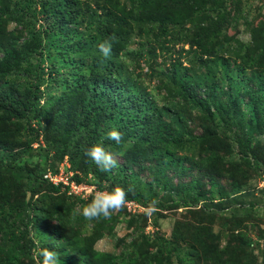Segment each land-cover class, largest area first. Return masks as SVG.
<instances>
[{
    "label": "trees",
    "instance_id": "obj_1",
    "mask_svg": "<svg viewBox=\"0 0 264 264\" xmlns=\"http://www.w3.org/2000/svg\"><path fill=\"white\" fill-rule=\"evenodd\" d=\"M239 6L242 0H0V180L22 188L20 199L7 202L1 194L0 264L32 260L28 226L38 250L56 251L61 264H223L234 255L235 240L225 238L219 247L221 235L210 229L215 217L231 220L246 248L240 225L264 220V187H246L249 172L264 174V17L254 23ZM238 25L247 41L237 37ZM131 36L149 69L150 56L166 53V45L191 51L186 66L170 60L160 88L169 100L161 106L122 62ZM105 41L107 58L98 49ZM217 78L226 81L223 102ZM187 111L198 114V134L182 123ZM113 128L122 133L120 143L106 137ZM96 144L117 158V168L102 172L85 155ZM61 168L76 185L119 186L142 208L157 201L153 226L162 212L180 209L189 217L175 222L169 240L145 235L139 222L146 213L127 211L129 240H117V256L98 253L93 245L101 228L126 209L90 225L94 220L80 208L92 194L84 201L43 178ZM141 170L151 179L142 181ZM173 177L180 178L177 185ZM40 185L50 193L32 199ZM179 242L191 246L182 250Z\"/></svg>",
    "mask_w": 264,
    "mask_h": 264
},
{
    "label": "rangeland",
    "instance_id": "obj_2",
    "mask_svg": "<svg viewBox=\"0 0 264 264\" xmlns=\"http://www.w3.org/2000/svg\"><path fill=\"white\" fill-rule=\"evenodd\" d=\"M237 12H241L245 15V17L248 20H254V23L260 20L264 17V0H242V6H239L237 9ZM241 22V21H240ZM15 26L13 23H9L7 26V30L10 31ZM243 25H238L236 27V30H238L237 37L241 41H247L248 40V34L246 32L242 31ZM233 31H228V35L232 34ZM169 40V36L166 38ZM167 48L166 53H160L159 49L156 50V56L155 53L153 56H150V61L148 62L151 65V68L153 69V73L151 72V68L149 69L145 58L141 56V44L135 39L134 36H131L129 40L127 41L126 50L122 53V62L129 68H134V72L131 73L129 76H132L134 78V81H136V84L140 87H143L146 89L148 95L151 97V100L153 103H155L158 106H161L163 103H167L169 98L165 95L164 91L160 89L162 87L161 84L165 83V73L166 75L169 74V70L171 66H169L170 60H176L182 66H186L189 64L188 60L191 59V51H186L187 46L184 45L182 47H179L178 45H166ZM211 47V45H209ZM148 47L145 43V45L142 48V54L147 53ZM127 53V54H126ZM126 56L124 57V55ZM130 72V70H128ZM157 73V74H155ZM217 82H219L220 90L217 89L218 92L221 91V94L218 96V100H221L222 102L225 100V95L222 93L226 86V81L224 79H216ZM249 85H252L249 83ZM241 109L242 111H245L246 106L245 103H241ZM183 116V125L187 127L189 130H191L194 134L199 133V121H198V114L196 111H187L182 114ZM121 161V160H120ZM62 167L66 168L67 164L65 160L61 163ZM31 169V167H27ZM62 171V169H60ZM60 171V172H61ZM63 172V171H62ZM139 177L142 181L150 180V176L146 171H138ZM169 175V174H167ZM90 176L88 177V179ZM180 178L173 177L171 178L172 185H177ZM217 182L220 183L225 188L228 187V180L224 177H217ZM198 180V179H197ZM182 183H187L189 181V178L183 177L180 180ZM237 181L238 177H237ZM198 183H200V180H198ZM247 186L250 189H261L264 187V174L261 178H258L257 176L252 175L251 172L248 173V180H247ZM4 182L0 180V201L4 198V195H1L4 191L7 195L6 200L9 202L10 200H16L21 198V192L22 188L17 186H6L4 187ZM6 185V184H5ZM198 188L201 187V185L197 186ZM204 187V185H203ZM208 186H205L204 188H207ZM81 191V190H80ZM79 191V192H80ZM159 193H161V190H158ZM47 193H50V188L40 185L37 187V190L35 193H32L33 196L32 199H37L41 195H45ZM92 194V195H91ZM79 195L81 198H84V201H87L89 199V195H94V188L90 187L88 185H84L82 191ZM127 205V206H126ZM125 205L124 213L121 211L120 214H117L118 212H114L113 214H117V220L114 221L112 224H107L105 227H102V237H100L93 245V248L98 253H111L113 255L119 254V247L117 246L116 242L117 240L124 239V241H128L130 238V232L133 230L132 227H128L125 221L132 214L138 215L145 213L144 209L140 207L139 205H135L134 203L127 202ZM129 211V215L127 213ZM180 209H177L176 212H162L161 217L157 219L156 226L152 225L153 222V213L152 214H146L145 215V223L142 225L141 222H139L140 226H143V233L145 235H152L153 233H158V235L169 239L171 238L170 233L172 232L175 222L180 220H185V218L189 217L188 215H180L179 214ZM78 217V212H77ZM94 221H90V225L94 223ZM231 220L215 217L213 219V222L210 225L211 232L213 234L218 233L220 236L218 245L220 248L224 246L226 243L225 238L228 240H235L233 247V256L230 258L224 257L222 263L223 264H245L246 262H249V264H264V220L261 219V217H256L253 220H250L248 222L243 223L240 225V227H244L238 230V232L244 233L246 235V242L247 246L245 248V245L241 243L240 239L235 236L236 232L232 231L230 229L233 227V222H230ZM236 221V220H233ZM50 224H53V221L50 222ZM28 236L27 238H30L34 244H35V250H32V257L30 258L32 260L27 259L26 257L20 258V261H25L26 264H37V251L40 246V244L37 242V237L34 229L31 226L27 227ZM4 233L0 232V244L5 245V238L2 236ZM26 239V238H25ZM181 245V249H187L188 246H191V244H186L183 242H179ZM27 244V240H26ZM235 247V248H234ZM244 248V249H243ZM1 256L3 254H0Z\"/></svg>",
    "mask_w": 264,
    "mask_h": 264
},
{
    "label": "clouds",
    "instance_id": "obj_3",
    "mask_svg": "<svg viewBox=\"0 0 264 264\" xmlns=\"http://www.w3.org/2000/svg\"><path fill=\"white\" fill-rule=\"evenodd\" d=\"M98 49L105 58L111 54V44L107 41L100 43ZM106 137L109 140L120 143L122 140V133L113 128L107 132ZM85 155L90 158L102 172H110L118 167L117 158L106 151L102 144L91 146L86 150ZM127 202V192L119 186L114 187L111 191L94 190V195L90 202L80 208V215L87 220H97L101 217L107 219L110 218L114 212L121 211ZM157 203L158 202L155 200L151 201L145 207V213H154L157 210ZM37 262L38 264H61V259L56 251L43 248L37 251Z\"/></svg>",
    "mask_w": 264,
    "mask_h": 264
},
{
    "label": "built area",
    "instance_id": "obj_4",
    "mask_svg": "<svg viewBox=\"0 0 264 264\" xmlns=\"http://www.w3.org/2000/svg\"><path fill=\"white\" fill-rule=\"evenodd\" d=\"M60 171L61 170H59L56 175H50L49 173H46L45 175H43V178L53 185H56L57 183H61L64 186H68V193H72L73 195L78 194V193L80 194L84 185L83 184L76 185L73 182H68L66 178L67 176L62 171L61 172ZM76 196H79V195H76Z\"/></svg>",
    "mask_w": 264,
    "mask_h": 264
}]
</instances>
